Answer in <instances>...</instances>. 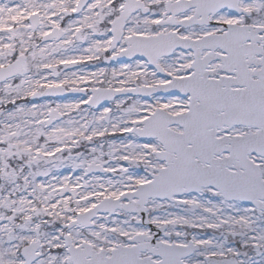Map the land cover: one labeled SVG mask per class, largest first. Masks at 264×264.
<instances>
[{"label": "snow or ice", "instance_id": "obj_1", "mask_svg": "<svg viewBox=\"0 0 264 264\" xmlns=\"http://www.w3.org/2000/svg\"><path fill=\"white\" fill-rule=\"evenodd\" d=\"M0 264H264V0H0Z\"/></svg>", "mask_w": 264, "mask_h": 264}]
</instances>
